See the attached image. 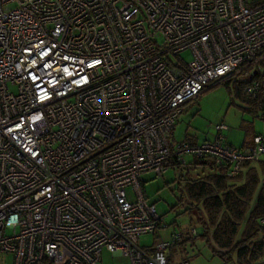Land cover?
Returning a JSON list of instances; mask_svg holds the SVG:
<instances>
[{
	"label": "built area",
	"instance_id": "built-area-1",
	"mask_svg": "<svg viewBox=\"0 0 264 264\" xmlns=\"http://www.w3.org/2000/svg\"><path fill=\"white\" fill-rule=\"evenodd\" d=\"M262 49L264 0H0V256L97 264L106 248L129 264H189L164 254L180 232L140 242L163 220L139 176L174 156L229 175L263 160L264 133L236 145L224 122L212 139L169 140L188 100Z\"/></svg>",
	"mask_w": 264,
	"mask_h": 264
},
{
	"label": "trees",
	"instance_id": "trees-1",
	"mask_svg": "<svg viewBox=\"0 0 264 264\" xmlns=\"http://www.w3.org/2000/svg\"><path fill=\"white\" fill-rule=\"evenodd\" d=\"M255 80L258 81L257 94H248L245 87ZM218 83L231 88L240 101L237 106L251 115V119H241L239 124L243 130L242 145L247 146L257 133L254 119L264 121V56L257 65L249 64ZM183 140L198 142L193 135ZM186 163L204 169L185 178L178 199L188 203L184 211L192 212L201 225L197 236L207 242L224 264H264L260 261L264 258V222L261 221L264 217V161L246 160L236 175L227 174V165L216 164L210 158L191 156L190 160L180 162L174 156L165 164L180 170ZM179 176L183 179L182 171ZM182 241L183 237L178 243Z\"/></svg>",
	"mask_w": 264,
	"mask_h": 264
},
{
	"label": "rangeland",
	"instance_id": "rangeland-1",
	"mask_svg": "<svg viewBox=\"0 0 264 264\" xmlns=\"http://www.w3.org/2000/svg\"><path fill=\"white\" fill-rule=\"evenodd\" d=\"M255 0H246L248 5ZM187 60L191 58V51L184 50L181 53ZM220 79H214L207 84L197 97L188 100L182 112L178 115L174 127L171 130L169 140L179 142L187 135H193L198 142L205 139H212L215 135V125L224 122L227 128L223 130L228 141L240 144L243 139V130L239 124L241 119H251V115L243 112L237 106L239 99L235 98L224 83H218ZM218 83V84H216ZM233 101V102H232ZM255 129L264 130V121L254 119ZM187 161L191 155L185 156ZM264 160V153L260 157ZM202 167H190L186 163L178 170L177 167L167 166L161 175L153 170H146L139 176L144 197L149 203L156 207V211L162 217V225L158 230L159 235H140V242L150 244L153 239L170 241L173 232H180L183 237L181 243L167 247L164 254L172 262L186 258L189 264H224L223 260L214 255L207 242L200 236L189 237V229L195 227L198 233L201 232V225L196 221L192 212H185L188 206L186 201H178L181 195V185L185 178L196 172L203 171ZM182 171L183 179L179 176ZM167 185L166 182H171ZM128 197L134 200L133 191L127 188ZM188 232V233H187ZM0 264H12L11 254H1ZM97 264H129V258L119 252H112L106 248L101 251V260Z\"/></svg>",
	"mask_w": 264,
	"mask_h": 264
},
{
	"label": "crops",
	"instance_id": "crops-1",
	"mask_svg": "<svg viewBox=\"0 0 264 264\" xmlns=\"http://www.w3.org/2000/svg\"><path fill=\"white\" fill-rule=\"evenodd\" d=\"M256 1V0H255ZM254 2V1H253ZM257 131V133H264V130L263 129H257L256 130ZM228 140V139H227ZM243 140V139H242ZM229 142H231V141H229ZM231 143H233V142H231ZM233 144H235V143H233ZM241 145H242V141H241V143H240ZM240 144H236V145H240ZM264 161V160H263ZM261 162V161H260ZM255 163H258V161L257 162H255ZM262 177L264 178V172H263V174H262Z\"/></svg>",
	"mask_w": 264,
	"mask_h": 264
}]
</instances>
